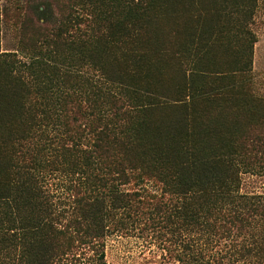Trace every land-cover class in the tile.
Segmentation results:
<instances>
[{"label": "trees", "instance_id": "trees-1", "mask_svg": "<svg viewBox=\"0 0 264 264\" xmlns=\"http://www.w3.org/2000/svg\"><path fill=\"white\" fill-rule=\"evenodd\" d=\"M67 2L54 21L38 5L42 23H24L17 51L0 45L3 264H60L87 248L105 264L107 207L155 198L211 231L178 264H264V192L242 190L244 175L264 176V98L210 60L254 0ZM55 173L69 177L70 211L54 201ZM223 239L231 254L206 253Z\"/></svg>", "mask_w": 264, "mask_h": 264}, {"label": "rangeland", "instance_id": "rangeland-1", "mask_svg": "<svg viewBox=\"0 0 264 264\" xmlns=\"http://www.w3.org/2000/svg\"><path fill=\"white\" fill-rule=\"evenodd\" d=\"M48 2L54 6L53 12L56 15L51 16L53 21L60 18L55 3H58L59 6L68 3L67 0H0V45L2 51H17L23 35L28 36V31H31V26L25 29L24 23H28L30 20L38 24L42 23L38 19L39 14L36 7L48 4ZM253 4L250 18H245L238 25L230 21L229 31L220 38L225 51L223 54L219 53L210 57V60L220 63L222 69L236 67L237 70H242L234 73V82L241 85L243 89L264 98V0H254ZM43 24L49 25L50 23ZM24 32L26 34H23ZM247 55H250L248 57L249 64L243 70L240 65ZM230 63H234V66L229 67ZM49 184V188L56 195L54 201L59 203L61 209L70 211L73 198L70 195L72 192L69 189V177L55 173ZM126 188L132 189L133 186ZM145 188L148 193L160 194V190L151 183L146 184ZM146 190L140 191L145 193ZM242 190L248 193H263L264 176L244 175ZM155 202L156 198L148 206H132V208L116 211L112 207H107L108 215L104 214L107 223L106 235L101 240L103 245L98 246L97 251V253L104 251L105 264H178L174 260V254L177 250H181L185 242L188 244L198 242L202 245L207 242L206 237L211 231L193 226L188 217L182 221L180 215L177 216L165 207L155 206ZM65 215L67 219L70 217L68 212ZM176 234L181 245L174 242ZM222 241L220 246L206 247V253L208 255L231 254L229 246H224V243L231 244V242L226 239ZM166 246L168 247L166 248ZM95 251L94 248H87L83 252L77 251L74 256L69 255V258H65L66 260L61 261L60 264H96ZM238 254L237 251H234L233 257ZM238 263L239 261L235 264Z\"/></svg>", "mask_w": 264, "mask_h": 264}, {"label": "crops", "instance_id": "crops-1", "mask_svg": "<svg viewBox=\"0 0 264 264\" xmlns=\"http://www.w3.org/2000/svg\"><path fill=\"white\" fill-rule=\"evenodd\" d=\"M0 264H3V261H2V257H1V255H0Z\"/></svg>", "mask_w": 264, "mask_h": 264}]
</instances>
